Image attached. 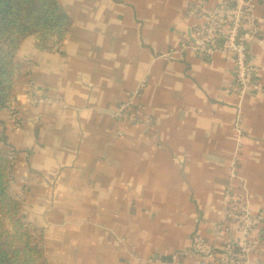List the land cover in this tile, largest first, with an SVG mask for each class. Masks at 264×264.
Masks as SVG:
<instances>
[{"label": "crops", "instance_id": "crops-1", "mask_svg": "<svg viewBox=\"0 0 264 264\" xmlns=\"http://www.w3.org/2000/svg\"><path fill=\"white\" fill-rule=\"evenodd\" d=\"M73 19L52 48L28 35L16 55L12 106L0 109V150L11 155L13 192L42 233L49 264H195V235H228L225 189L236 153L253 213L264 212V91H227L234 56L182 48L204 20L198 0H59ZM227 0H210L214 6ZM262 19L250 42L264 84ZM190 36V35H189ZM37 87L52 101L31 102ZM135 97L150 125L113 112ZM239 123L240 128H237ZM234 229V228H233ZM264 260V240L253 253Z\"/></svg>", "mask_w": 264, "mask_h": 264}, {"label": "built area", "instance_id": "built-area-1", "mask_svg": "<svg viewBox=\"0 0 264 264\" xmlns=\"http://www.w3.org/2000/svg\"><path fill=\"white\" fill-rule=\"evenodd\" d=\"M191 13L204 21L191 31L193 38L185 34L182 48H191L199 55L221 51L234 56L235 80L228 86V92L233 91L243 96L248 92L264 91V84L256 78V66L249 56L250 42L260 34L262 24L253 0H227L214 6H210V0H198L192 6ZM261 44L264 46V39H261ZM140 89L141 87L128 101L118 106L113 114L132 123L150 125L151 116L134 112L137 107L135 97ZM27 98L31 102L52 101L50 96L41 94L37 87L29 90ZM12 105L11 101L7 108L17 121L18 116ZM237 126L240 128L239 123ZM240 159L238 152L230 172L231 178L237 183L225 189L222 201V211L227 218L223 227L226 232L235 231L234 235H228L220 247L208 238L195 235L189 250L173 254V262H177L181 255L192 253L198 257L195 264H264V260L253 258V253L261 240H264V212L253 213L251 209L250 197L246 192L247 182L238 171ZM163 260L155 255L139 258L141 264H163Z\"/></svg>", "mask_w": 264, "mask_h": 264}, {"label": "trees", "instance_id": "trees-1", "mask_svg": "<svg viewBox=\"0 0 264 264\" xmlns=\"http://www.w3.org/2000/svg\"><path fill=\"white\" fill-rule=\"evenodd\" d=\"M73 19L59 0H0V109L15 93L16 55L24 38L37 36L42 49L52 48ZM22 201L11 183V158L0 150V264H49L36 230L22 214Z\"/></svg>", "mask_w": 264, "mask_h": 264}, {"label": "rangeland", "instance_id": "rangeland-1", "mask_svg": "<svg viewBox=\"0 0 264 264\" xmlns=\"http://www.w3.org/2000/svg\"><path fill=\"white\" fill-rule=\"evenodd\" d=\"M10 156V158H11V165H12V157H11V155H9ZM11 183H12V175H11ZM13 190V189H12ZM15 194V193H14ZM16 195V194H15ZM19 198V197H18ZM22 201V200H21ZM23 205V204H22ZM23 214V213H22ZM23 217H24V215H23ZM24 219L26 220V218L24 217ZM27 222V221H26ZM28 223V222H27ZM31 225V224H30ZM32 227L37 231L36 233L39 235V236H42V233H41V230L37 227V226H35V225H32ZM42 242V241H41Z\"/></svg>", "mask_w": 264, "mask_h": 264}, {"label": "water", "instance_id": "water-1", "mask_svg": "<svg viewBox=\"0 0 264 264\" xmlns=\"http://www.w3.org/2000/svg\"><path fill=\"white\" fill-rule=\"evenodd\" d=\"M189 35H190L191 38H193V37H192V34H191V29L189 30Z\"/></svg>", "mask_w": 264, "mask_h": 264}]
</instances>
